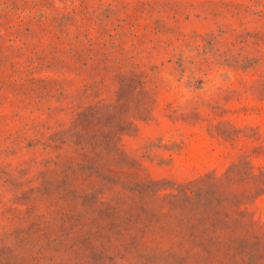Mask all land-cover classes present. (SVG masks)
I'll list each match as a JSON object with an SVG mask.
<instances>
[{
  "label": "rangeland",
  "instance_id": "rangeland-1",
  "mask_svg": "<svg viewBox=\"0 0 264 264\" xmlns=\"http://www.w3.org/2000/svg\"><path fill=\"white\" fill-rule=\"evenodd\" d=\"M0 264H264V0H0Z\"/></svg>",
  "mask_w": 264,
  "mask_h": 264
}]
</instances>
